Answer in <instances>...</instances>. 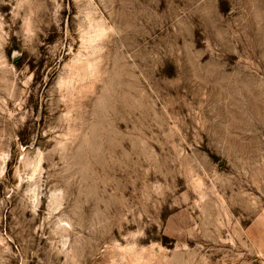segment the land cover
Instances as JSON below:
<instances>
[{
    "label": "rangeland",
    "instance_id": "rangeland-1",
    "mask_svg": "<svg viewBox=\"0 0 264 264\" xmlns=\"http://www.w3.org/2000/svg\"><path fill=\"white\" fill-rule=\"evenodd\" d=\"M0 264H264V0H0Z\"/></svg>",
    "mask_w": 264,
    "mask_h": 264
}]
</instances>
